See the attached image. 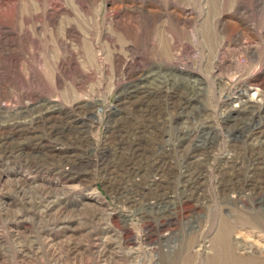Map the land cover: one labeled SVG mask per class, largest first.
<instances>
[{
  "label": "rangeland",
  "instance_id": "374dc122",
  "mask_svg": "<svg viewBox=\"0 0 264 264\" xmlns=\"http://www.w3.org/2000/svg\"><path fill=\"white\" fill-rule=\"evenodd\" d=\"M151 70L175 73L169 90L130 95ZM243 74L249 85L226 103L225 84ZM190 77L203 83L192 107L213 130L165 149L167 103L186 100L176 88ZM262 101L264 0H0V264H181L186 254L188 264H264V218L222 209L216 173L197 166L211 140L222 142L215 168L249 155L227 137ZM189 156L204 172L197 196L172 220L155 218L147 204L174 191ZM154 178L165 181L147 188Z\"/></svg>",
  "mask_w": 264,
  "mask_h": 264
},
{
  "label": "bare ground",
  "instance_id": "6f19581e",
  "mask_svg": "<svg viewBox=\"0 0 264 264\" xmlns=\"http://www.w3.org/2000/svg\"><path fill=\"white\" fill-rule=\"evenodd\" d=\"M158 71L159 70H157V71L151 70V72L148 75L147 74L145 76L142 75L144 77L142 81H144V82L147 81L149 83V86L141 85L140 83L136 84L135 86H132V88L129 89L130 95L134 94L135 92H137L141 89L153 88V86H155L156 89H159V91L160 90L163 91L165 88H168V83L171 80L175 79V77H176L175 73H173V71H169V70L168 71H161L160 70V73H158ZM242 80H243L244 84H243ZM248 85H249V79L245 76V74L240 76V79L234 78L232 81L227 82L225 84L227 91L221 90V92L223 91L221 93V95H222L221 99L222 100L226 99L225 100L226 103H228V101L230 102L233 99H236L235 97L239 96L240 92L243 91L242 89ZM178 86L179 87H177L176 89L181 88V86L184 88L185 95H186V96H184V98H186V100L184 102H180L178 105H172L169 102L167 103V104H169L167 106V108L172 106L173 108L171 107L172 108L171 110H173V113L176 116H175L174 120L172 119V121H170V125H169L170 128L168 127L169 131H167L169 133L168 136H171V137H170V139L167 140L165 147L163 146L165 149L167 148V149H170L172 151L178 150V147L181 144H184L185 141H187L188 139H192L191 137H193V135H195L194 137L197 138L205 130H209V132L213 130V127H211L209 125L210 122L207 119L206 120L203 119L206 110L204 108H202V109H198L196 111V108L192 107L194 105V102H197V100L200 96V93L203 90L202 81L199 79H196L194 77L193 78H191V77L190 78H180V80L178 81ZM167 90H169V88ZM237 90H241V91H237ZM234 91H237V93H238V94L237 93L235 94L236 95L235 97L232 96V92H234ZM237 99H239V97H237ZM165 103H166V101H165ZM151 105H149V106L152 107ZM153 109H152V111H153ZM149 111H151V110H149ZM188 111H192V112H188ZM40 112H41L40 109H38V113H40ZM249 113H250V120H249L250 123H246V125H243L241 127L238 126L237 128L232 129V130L229 129L230 132H229V137H227V139L228 140L229 139L243 140L242 144H245V145H242V146L246 147V144H247L249 147H251L252 148L251 153H249V155H248V154L241 152L239 154H233L232 157H229V156L221 157L220 166L215 168V167H213V165L216 161V157H214V155L213 156L211 155V154H213V153H211V150L214 149L215 147H217V150H218L220 148L222 142L221 143L219 142V144H218L217 142H214L211 140L212 142L210 141L208 146H204L205 145L204 144L203 145L204 147H198L200 149L202 148V150L204 149L203 151L201 150L203 153L200 152V153H202V156L204 157V159H203V162L197 163V166L200 167V165H198V164H203L210 173L212 171L214 173H216L215 179H214L215 180V183H214L215 192L213 193V197L219 203V205L222 209L227 210L228 208H231L232 206L242 205L243 208L245 209L243 211L246 212L247 216L245 213H241L240 215H242L243 217H248V219L252 220L254 217L264 218V195H263L264 193L261 194L259 192L262 190L261 185L263 184V181H261V179H259V177H258V176H260V174H264V172H262L263 171L262 166H264L263 165L264 164V130L262 129V131H260L259 133H256V134H260V137H256L252 141L251 140L249 141L247 139L254 132H258L257 128L264 125V101H262L261 104L258 105L253 112H249ZM230 114L231 113H229V112L225 114L226 119L228 118V116ZM184 116L186 117L184 120H187L188 122H186L184 124H178V122L181 121L184 118ZM246 121H248V119ZM191 122H194L197 125L196 126L194 124L195 127L194 128L191 127L193 129H191L189 126L191 124ZM176 123L178 124V126H175ZM194 133H196V134H194ZM204 136H206V135H204ZM206 137H208V136H206ZM223 140L225 141V139H223ZM227 142L228 141H226L225 143H227ZM163 144H165V143H163ZM197 145H199V144H197ZM192 159H194V156L191 158V160H190V156H189V159L186 158L181 162L182 168L184 170L181 171L180 174L178 175V180H177L178 182L176 183L177 185H176L174 191H172V192L169 191L167 193L164 192L163 195L160 198H158L157 200H155V202L153 204H147V207L149 205H151V207H152V208L150 207L151 209L147 208V212L149 214L155 215V218H158L159 220L170 221L175 216L174 214H175V211H177L176 207L178 205H183L186 202L193 200L194 197L197 196L196 192L200 190V181L202 178H204V172H202V171L201 172L200 171L195 172V170H196L195 161H193ZM155 164L160 165V164H162V161L157 159L152 165H155ZM227 169H231L232 170L231 173H228ZM157 172H159L158 174L160 175V171L158 170ZM226 174L229 175L231 178L229 180L230 182L225 183V185H224V182H222V176H226ZM240 175H243L241 179L239 178ZM164 181L165 180H162L159 182L158 179L154 178L153 180L148 181V184H146V185H147V188L151 189L153 187H159V185H161L162 182H164ZM254 181L256 184L254 186L250 185ZM149 182H150V184H149ZM260 183H262V184H260ZM256 187H259V188H256ZM218 188H220L221 190L226 189V190H228V192L230 191L229 193L236 195L235 199L232 200L230 198V195L224 193L225 190L220 191ZM129 200H130V202H133V201H131V199H129ZM134 202H136V201H134ZM252 212H254V213H252ZM231 214L238 215L235 212H231ZM230 216H232V215H229L226 217H230ZM193 225L194 224H192V222H189L188 224L186 223V228L191 229V228H193ZM220 244H221L222 250L224 248L226 249L228 247V242L224 241V242L217 243L216 244L217 248H219ZM216 246L213 245V243H211L208 246V248H209L208 250H211L215 253ZM200 247H202V246H200ZM250 247L251 248L248 247L249 251H250V249L251 250L254 249V247H252V246H250ZM175 248H178L177 245H175L174 249ZM244 251H245V249H244ZM254 251H255V249H254ZM178 252H181L180 247H179ZM202 255H204V254H202ZM215 256H217V251L215 253ZM190 257H191L190 254H186L183 257V259L180 261V263L181 264H188ZM212 258L210 257L208 259H212ZM234 259L239 260L238 264H244V262L240 261L242 259H240V258H234ZM177 263H178V261H177ZM218 263H220L219 259H218Z\"/></svg>",
  "mask_w": 264,
  "mask_h": 264
}]
</instances>
